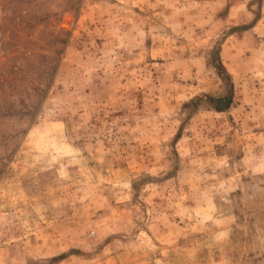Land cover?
Instances as JSON below:
<instances>
[{"label":"rangeland","instance_id":"374dc122","mask_svg":"<svg viewBox=\"0 0 264 264\" xmlns=\"http://www.w3.org/2000/svg\"><path fill=\"white\" fill-rule=\"evenodd\" d=\"M0 264H264V0H0Z\"/></svg>","mask_w":264,"mask_h":264}]
</instances>
